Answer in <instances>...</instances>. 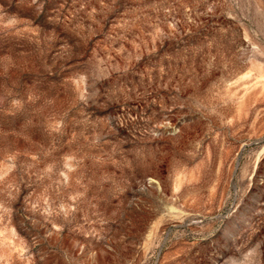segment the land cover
Masks as SVG:
<instances>
[{
  "label": "rangeland",
  "instance_id": "374dc122",
  "mask_svg": "<svg viewBox=\"0 0 264 264\" xmlns=\"http://www.w3.org/2000/svg\"><path fill=\"white\" fill-rule=\"evenodd\" d=\"M0 264H264V0H0Z\"/></svg>",
  "mask_w": 264,
  "mask_h": 264
}]
</instances>
